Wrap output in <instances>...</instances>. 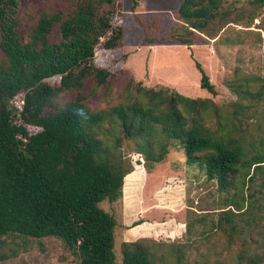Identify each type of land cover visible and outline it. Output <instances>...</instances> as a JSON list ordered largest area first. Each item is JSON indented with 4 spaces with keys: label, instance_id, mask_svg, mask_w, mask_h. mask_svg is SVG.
Masks as SVG:
<instances>
[{
    "label": "trees",
    "instance_id": "obj_1",
    "mask_svg": "<svg viewBox=\"0 0 264 264\" xmlns=\"http://www.w3.org/2000/svg\"><path fill=\"white\" fill-rule=\"evenodd\" d=\"M235 1L182 0L176 18L183 31L169 42L205 43ZM248 2L249 9L242 10L253 21L264 0ZM19 5L20 0H0V236H54L77 264H115L117 222L100 202L122 195L123 178L133 170L123 158L125 148L140 154L148 171L170 152H181L186 167L199 169L222 189L235 186L239 178L253 181L264 167V136H250V122L241 114L250 106L241 97L264 101V81L253 90H236L224 132L206 123L203 113L212 105L210 99L162 85L145 87L129 80L131 99L91 109L86 100L99 87L109 88L114 76L96 63L95 53L123 45L124 30L116 21L119 2L72 0L66 9L41 13L26 39ZM195 65L200 87L215 93L202 65ZM69 90L74 96L60 102V93ZM260 188L264 190V178ZM255 195L253 190L246 198ZM243 202L244 196L226 197L222 218L231 221L227 210L241 214ZM144 241L122 243V264H160ZM174 264L193 263L178 250Z\"/></svg>",
    "mask_w": 264,
    "mask_h": 264
},
{
    "label": "rangeland",
    "instance_id": "obj_2",
    "mask_svg": "<svg viewBox=\"0 0 264 264\" xmlns=\"http://www.w3.org/2000/svg\"><path fill=\"white\" fill-rule=\"evenodd\" d=\"M71 1L20 0L22 38L26 39L29 26L41 13L66 9ZM116 1L120 5L116 21L124 30L123 45L95 53L96 63L107 67L114 76L109 88L99 87L86 104L91 109H101L128 101L134 95V88L126 86L129 80L145 87L162 85L192 98L210 99L212 105L209 103L203 113L206 123L219 132L226 131L233 103L238 99L236 90H253L264 81V6L260 16L250 21L248 11L242 10L249 9V0H237L228 18L217 25L213 38L203 44L182 45L169 42L172 34L183 31L182 22L176 18L182 0ZM237 18L240 20H234ZM160 40L164 43L159 44ZM195 61L209 76L215 93L200 87ZM74 94L73 90L63 91L58 100L65 101ZM241 100L250 105L241 112L250 122V136H264V101L253 100L249 94ZM123 158L133 170L140 168L147 176L133 184L128 181L129 173L123 178L122 189L126 186L127 193L136 187L140 192L144 189V208H139V213L122 195L113 202H100L117 222L115 264H122L124 232L131 230L134 221L142 220V213L151 222H159L157 226L143 227L144 242L160 264H174L178 250L184 261L193 264H264V190L260 188L264 167L257 171L253 181L239 178L235 186L222 189L215 180H207L199 169L186 167L181 152H170L163 161L151 164L149 171L143 157L129 148L123 150ZM253 190L255 197L247 199L246 195ZM241 196L244 211L240 214L227 210L232 219H223L225 198L241 200ZM156 230L158 234L153 236ZM174 230L177 234H171ZM0 255V264H77L64 242L54 236L2 235Z\"/></svg>",
    "mask_w": 264,
    "mask_h": 264
},
{
    "label": "crops",
    "instance_id": "obj_3",
    "mask_svg": "<svg viewBox=\"0 0 264 264\" xmlns=\"http://www.w3.org/2000/svg\"><path fill=\"white\" fill-rule=\"evenodd\" d=\"M143 176L145 178V176H147V175H143V172L141 171V169L136 168V169L132 170L131 172H129L128 181H129V183L133 184L134 182H136L138 180V178H141ZM143 195H144V189H142V191L140 192L138 190V187H136V189H134L130 193L126 192V186H124V188L122 189L123 200H126V201L129 200L130 203L132 202V205H133L132 208H135V212H137V213H139V208L140 209L142 208V210L144 208L143 204L141 203ZM140 203L142 204L141 206H140ZM140 218H142L143 222L137 224L136 226L131 227V230H127L124 232L123 242H131V241H136L139 239H145L146 233L144 231L145 229L143 226L145 224H156V226H157V224H159V222L154 221V219L152 220L153 222H151V220H148L147 218H145L143 216V213H142V216ZM153 226H155V225H153ZM176 230H174V232L171 234H177ZM157 234H158V231L156 230L155 233L153 234V236H156Z\"/></svg>",
    "mask_w": 264,
    "mask_h": 264
}]
</instances>
